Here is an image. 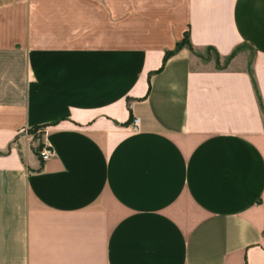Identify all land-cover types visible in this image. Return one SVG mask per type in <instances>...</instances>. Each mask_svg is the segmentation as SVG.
<instances>
[{
	"label": "crops",
	"instance_id": "crops-1",
	"mask_svg": "<svg viewBox=\"0 0 264 264\" xmlns=\"http://www.w3.org/2000/svg\"><path fill=\"white\" fill-rule=\"evenodd\" d=\"M0 264H264V0H0Z\"/></svg>",
	"mask_w": 264,
	"mask_h": 264
},
{
	"label": "rangeland",
	"instance_id": "rangeland-1",
	"mask_svg": "<svg viewBox=\"0 0 264 264\" xmlns=\"http://www.w3.org/2000/svg\"><path fill=\"white\" fill-rule=\"evenodd\" d=\"M183 47L189 48L186 41H183ZM193 55V66L196 68H212V69H240L246 68L250 70L251 55L244 47H238L234 52L224 58L219 57L213 50L209 48L195 49L190 47Z\"/></svg>",
	"mask_w": 264,
	"mask_h": 264
},
{
	"label": "built area",
	"instance_id": "built-area-1",
	"mask_svg": "<svg viewBox=\"0 0 264 264\" xmlns=\"http://www.w3.org/2000/svg\"><path fill=\"white\" fill-rule=\"evenodd\" d=\"M138 122L139 121L137 118H133L131 124L134 128H136L138 127ZM52 155H53V150L50 147L45 146L39 150V157L43 161L48 159Z\"/></svg>",
	"mask_w": 264,
	"mask_h": 264
},
{
	"label": "trees",
	"instance_id": "trees-1",
	"mask_svg": "<svg viewBox=\"0 0 264 264\" xmlns=\"http://www.w3.org/2000/svg\"><path fill=\"white\" fill-rule=\"evenodd\" d=\"M183 41H186L187 43H188V45H189V50H190V47H192V45L189 43V40H188V32H185L184 33V35H183V39H182V41H180V42H178L177 44H176V47H175V49L174 50H172V51H170V52H167L166 54H165V56H164V59H166L168 56H170V55H172L175 51H177L179 48H181V47H183ZM233 53V52H232ZM231 53V54H232ZM230 54V55H231ZM253 84H255L254 83V81H253ZM260 106H261V103H260Z\"/></svg>",
	"mask_w": 264,
	"mask_h": 264
}]
</instances>
